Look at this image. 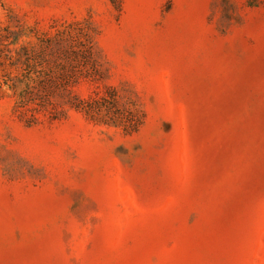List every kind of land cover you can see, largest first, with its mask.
Here are the masks:
<instances>
[{"label": "rangeland", "instance_id": "rangeland-1", "mask_svg": "<svg viewBox=\"0 0 264 264\" xmlns=\"http://www.w3.org/2000/svg\"><path fill=\"white\" fill-rule=\"evenodd\" d=\"M0 264H264V0H0Z\"/></svg>", "mask_w": 264, "mask_h": 264}, {"label": "trees", "instance_id": "trees-1", "mask_svg": "<svg viewBox=\"0 0 264 264\" xmlns=\"http://www.w3.org/2000/svg\"><path fill=\"white\" fill-rule=\"evenodd\" d=\"M82 48L85 53H90L91 47L88 44H83ZM106 102L105 114L108 121L120 126L127 134L137 131V128L141 124L139 113L133 111L125 103H119L118 97L114 92ZM76 108L84 111L86 115L93 116L92 104L88 101L82 100Z\"/></svg>", "mask_w": 264, "mask_h": 264}]
</instances>
